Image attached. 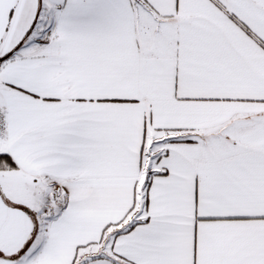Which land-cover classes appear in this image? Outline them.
Here are the masks:
<instances>
[{
	"label": "snow or ice",
	"instance_id": "1",
	"mask_svg": "<svg viewBox=\"0 0 264 264\" xmlns=\"http://www.w3.org/2000/svg\"><path fill=\"white\" fill-rule=\"evenodd\" d=\"M0 264H264V0H0Z\"/></svg>",
	"mask_w": 264,
	"mask_h": 264
}]
</instances>
